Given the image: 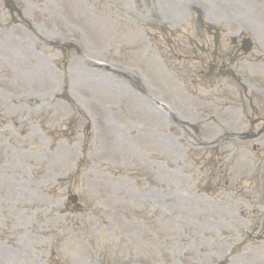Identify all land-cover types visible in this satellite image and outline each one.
<instances>
[{
  "label": "rangeland",
  "instance_id": "1",
  "mask_svg": "<svg viewBox=\"0 0 264 264\" xmlns=\"http://www.w3.org/2000/svg\"><path fill=\"white\" fill-rule=\"evenodd\" d=\"M13 1L25 24L11 25L0 4V264H264V240L254 243L264 237V162L254 159L264 151V136L252 142L235 138L256 115L264 116V61L240 68L262 107L228 110V97L237 98L230 105L249 100L236 94L231 79L211 83L207 92L198 83L201 58L195 62L189 52L205 36L192 25L195 17L190 21L183 0H174L171 9L185 10L175 18L177 25L162 29H155L169 11L162 0L153 6L125 0L138 5L136 10L113 0ZM224 2L255 7H248L250 16L209 15L215 26L216 20L226 21L220 30L227 49L228 39L244 31L241 21L258 28L264 0ZM155 31L162 41L178 43L176 68L158 38L152 39ZM172 33L177 35L170 41ZM53 42L77 43L81 53L53 48ZM257 46L245 60L264 58ZM147 53L150 62L144 61ZM139 55L154 70L159 62L162 76L169 74L165 67L173 72L172 79L158 74V81L176 86L177 120L192 114L196 119L204 99L218 104L209 131L203 139L194 137L200 146L192 128L157 126L159 114L146 95L140 101L136 81L106 70L108 64L131 68ZM127 105H135L132 117L122 115ZM140 109L146 114L142 119ZM248 113L251 120H245ZM128 120L144 121L141 132L147 135H139ZM207 139L216 147L208 148ZM168 144L173 152L163 147ZM254 146L258 150L252 153ZM208 151L222 166L216 172ZM204 165L219 185L204 184ZM71 194L79 197L80 213L66 206Z\"/></svg>",
  "mask_w": 264,
  "mask_h": 264
},
{
  "label": "bare ground",
  "instance_id": "2",
  "mask_svg": "<svg viewBox=\"0 0 264 264\" xmlns=\"http://www.w3.org/2000/svg\"><path fill=\"white\" fill-rule=\"evenodd\" d=\"M80 76H84V75L80 74ZM78 86H79V85H78Z\"/></svg>",
  "mask_w": 264,
  "mask_h": 264
}]
</instances>
